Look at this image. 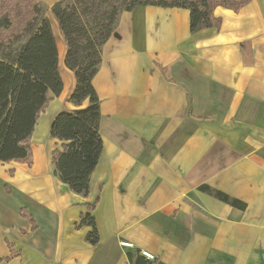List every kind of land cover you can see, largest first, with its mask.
Segmentation results:
<instances>
[{"label": "crops", "instance_id": "obj_1", "mask_svg": "<svg viewBox=\"0 0 264 264\" xmlns=\"http://www.w3.org/2000/svg\"><path fill=\"white\" fill-rule=\"evenodd\" d=\"M56 1L40 0L63 88L38 116L28 157L0 162V264H264V0L216 6L219 25L193 33L187 9L120 14L92 78L103 146L85 196L54 174L51 122L37 127L50 105V121L74 108ZM96 199L91 245L92 227L78 224Z\"/></svg>", "mask_w": 264, "mask_h": 264}, {"label": "trees", "instance_id": "obj_2", "mask_svg": "<svg viewBox=\"0 0 264 264\" xmlns=\"http://www.w3.org/2000/svg\"><path fill=\"white\" fill-rule=\"evenodd\" d=\"M250 0H58L51 7L66 44L64 65L73 73L75 86L68 100L73 109L55 115L50 138L60 141L54 151V174L70 190L87 195L89 178L103 146L99 133L100 100L92 84L104 43L113 34L120 14L136 6L182 8L189 11V30L218 26L213 9L223 6L238 11ZM16 12L14 16L13 13ZM0 28L12 31L0 39V162L29 155V138L36 120L50 100L59 95L63 80L49 19L39 0H0ZM14 19L17 20L15 26ZM213 197L244 208L245 204L206 184L198 187ZM97 199L86 204L78 225L92 227L86 240L98 242L90 212ZM21 215L33 219L21 210ZM34 225H32V228Z\"/></svg>", "mask_w": 264, "mask_h": 264}, {"label": "rangeland", "instance_id": "obj_3", "mask_svg": "<svg viewBox=\"0 0 264 264\" xmlns=\"http://www.w3.org/2000/svg\"><path fill=\"white\" fill-rule=\"evenodd\" d=\"M40 1V0H39ZM41 5H42V8L45 12L46 10V4L45 3H42L40 2ZM1 15V14H0ZM13 15L15 16L16 15V12L13 13ZM14 24L16 26L17 24V20L14 19ZM12 31V29H10V32ZM8 30H4L3 28H0V39H4V37L7 35L8 36V33H10ZM61 60V59H60ZM62 64H63V58H62ZM64 65V64H63ZM65 76V75H64ZM62 80H64L63 76L61 77ZM53 115V106L50 105L49 107H47L46 111L44 112L43 116L39 119L38 121V126L37 127H42L44 125V123H50L51 121V116ZM39 128V129H40ZM30 141V140H29ZM28 141V144H30V142ZM9 208V211L11 212L12 210V207H8ZM12 213V212H11ZM9 217L11 216L10 214L8 215ZM12 217V216H11Z\"/></svg>", "mask_w": 264, "mask_h": 264}, {"label": "built area", "instance_id": "obj_4", "mask_svg": "<svg viewBox=\"0 0 264 264\" xmlns=\"http://www.w3.org/2000/svg\"><path fill=\"white\" fill-rule=\"evenodd\" d=\"M120 244L122 246H125V247H132L133 244L131 242H128V241H121ZM140 253L145 256L146 258H149V259H153V255L151 253H149L148 251H145V250H141Z\"/></svg>", "mask_w": 264, "mask_h": 264}]
</instances>
